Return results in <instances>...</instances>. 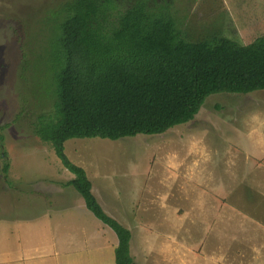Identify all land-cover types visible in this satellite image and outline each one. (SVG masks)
<instances>
[{
  "label": "rangeland",
  "instance_id": "1",
  "mask_svg": "<svg viewBox=\"0 0 264 264\" xmlns=\"http://www.w3.org/2000/svg\"><path fill=\"white\" fill-rule=\"evenodd\" d=\"M60 1L0 0V264L47 248L50 209L84 204L66 185L73 174L33 130L52 109L42 95L45 19ZM173 7L188 31L220 30L241 43L264 34V0ZM64 151L107 214L131 230L136 264H264V89L210 94L193 120L163 133L70 138Z\"/></svg>",
  "mask_w": 264,
  "mask_h": 264
},
{
  "label": "trees",
  "instance_id": "2",
  "mask_svg": "<svg viewBox=\"0 0 264 264\" xmlns=\"http://www.w3.org/2000/svg\"><path fill=\"white\" fill-rule=\"evenodd\" d=\"M185 17L173 0H62L46 14L42 95L52 109L37 116L33 130L73 174L66 185L115 233V264H135L131 231L102 208L64 142L163 133L193 120L210 94L264 89V34L241 43L220 30H185ZM1 156L7 159L5 151ZM8 168L4 162L2 170Z\"/></svg>",
  "mask_w": 264,
  "mask_h": 264
},
{
  "label": "crops",
  "instance_id": "3",
  "mask_svg": "<svg viewBox=\"0 0 264 264\" xmlns=\"http://www.w3.org/2000/svg\"><path fill=\"white\" fill-rule=\"evenodd\" d=\"M117 219L121 221L120 217ZM100 222L84 204L50 209L47 215L49 245L36 255L18 257V260L21 264H115L114 249L118 239L110 227ZM132 240L131 235V245ZM130 254L135 262L131 251ZM148 258L154 261L151 255Z\"/></svg>",
  "mask_w": 264,
  "mask_h": 264
}]
</instances>
